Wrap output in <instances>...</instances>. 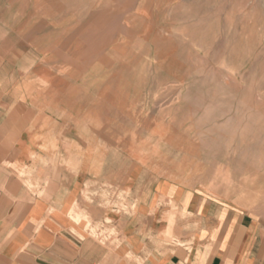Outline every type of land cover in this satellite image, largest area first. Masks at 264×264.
Segmentation results:
<instances>
[{
    "label": "rangeland",
    "instance_id": "rangeland-1",
    "mask_svg": "<svg viewBox=\"0 0 264 264\" xmlns=\"http://www.w3.org/2000/svg\"><path fill=\"white\" fill-rule=\"evenodd\" d=\"M2 78L60 161L86 143L264 225V0H0Z\"/></svg>",
    "mask_w": 264,
    "mask_h": 264
},
{
    "label": "crops",
    "instance_id": "crops-1",
    "mask_svg": "<svg viewBox=\"0 0 264 264\" xmlns=\"http://www.w3.org/2000/svg\"><path fill=\"white\" fill-rule=\"evenodd\" d=\"M16 88L0 79V264H264L261 215L166 177L140 186L136 165L93 167L86 143L60 161L58 129Z\"/></svg>",
    "mask_w": 264,
    "mask_h": 264
},
{
    "label": "bare ground",
    "instance_id": "bare-ground-1",
    "mask_svg": "<svg viewBox=\"0 0 264 264\" xmlns=\"http://www.w3.org/2000/svg\"><path fill=\"white\" fill-rule=\"evenodd\" d=\"M40 95H41V94H40ZM40 98H41V97H40ZM25 100H26V99H25ZM41 109H42V108H41ZM15 110H16V109H15ZM13 111H14V110H13ZM26 113H27V112H26ZM15 115H16V114H15ZM45 123H46V122H45ZM42 126H43V125H42ZM93 127H94V126H93ZM41 130H42V129H41ZM137 149H138V148H137ZM137 149H136V150H137ZM136 152H137V151H136ZM142 153H143V152H142ZM142 153H141V154H142ZM138 162H139V161H138ZM70 211H71V210H70ZM69 216H70V213H69ZM77 221H78V220H77Z\"/></svg>",
    "mask_w": 264,
    "mask_h": 264
}]
</instances>
